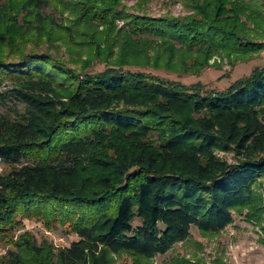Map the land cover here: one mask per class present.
Listing matches in <instances>:
<instances>
[{"label":"trees","instance_id":"obj_1","mask_svg":"<svg viewBox=\"0 0 264 264\" xmlns=\"http://www.w3.org/2000/svg\"><path fill=\"white\" fill-rule=\"evenodd\" d=\"M187 1L188 15L152 16L122 0H0V264H154L193 227L225 229L264 187V66L221 90L125 68L201 71L264 46L249 0ZM32 30L84 36L107 67L37 50L12 60L5 49ZM23 216L79 239L40 241Z\"/></svg>","mask_w":264,"mask_h":264},{"label":"rangeland","instance_id":"obj_2","mask_svg":"<svg viewBox=\"0 0 264 264\" xmlns=\"http://www.w3.org/2000/svg\"><path fill=\"white\" fill-rule=\"evenodd\" d=\"M132 13L149 14L152 16H185L190 13V1L187 0H122ZM253 7L264 13V0H249ZM262 2V3H261ZM51 11V10H49ZM123 24V20H120ZM251 26H254L253 23ZM261 34L253 32L257 41L264 42V27H258ZM16 45L8 49V56L13 59L19 58L22 51L39 53L50 52L59 55L69 63L74 69L85 72H100L105 70L108 61L94 57L91 53L92 45L88 44L87 38L82 36L76 42H69L64 35L61 39L59 33L56 38H49V35L42 36L30 31L26 36L19 34ZM154 50H159L153 48ZM186 54L188 52L185 50ZM119 49L114 52L116 57ZM153 53V51H152ZM166 52H161L165 55ZM185 54V55H186ZM180 55H178V58ZM251 57V56H250ZM189 64L194 63V59H188ZM177 69L168 67H158L152 64L126 65L130 70H142L157 74L167 79L179 80L188 85H199L203 89H225L239 78L249 76L256 67L264 66V46L258 52L252 54L248 60L230 58L228 55L220 53L210 59L209 64L201 71H186L183 63L178 61ZM220 156L235 161L234 155L228 152L220 153ZM0 159V172L6 170ZM101 207V206H100ZM100 207L90 212L91 217H95L100 211ZM234 222L228 224L225 229L218 232L205 233L198 227L191 229V236L176 243L166 254H159L154 258V264H264V187H257L253 202L244 208L235 210ZM21 217V216H20ZM24 226L21 231L29 230L33 232L40 241L49 239L57 246L70 245L74 240L79 239V234L59 222L54 228L36 218L23 216L21 219ZM8 246L0 239V256L7 253ZM128 257L119 258L114 255L117 264H123Z\"/></svg>","mask_w":264,"mask_h":264}]
</instances>
